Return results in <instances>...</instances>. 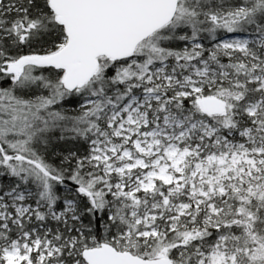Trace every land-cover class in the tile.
<instances>
[{"label":"snow or ice","instance_id":"6c2138e0","mask_svg":"<svg viewBox=\"0 0 264 264\" xmlns=\"http://www.w3.org/2000/svg\"><path fill=\"white\" fill-rule=\"evenodd\" d=\"M0 264H264V0H0Z\"/></svg>","mask_w":264,"mask_h":264}]
</instances>
